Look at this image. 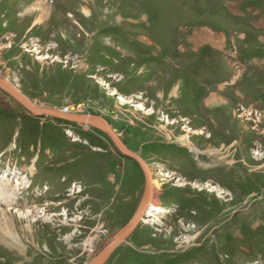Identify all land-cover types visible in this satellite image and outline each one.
I'll list each match as a JSON object with an SVG mask.
<instances>
[{
	"label": "rangeland",
	"instance_id": "rangeland-1",
	"mask_svg": "<svg viewBox=\"0 0 264 264\" xmlns=\"http://www.w3.org/2000/svg\"><path fill=\"white\" fill-rule=\"evenodd\" d=\"M0 79L102 117L148 166L160 212L103 264H264V0H0ZM6 173L28 187L0 264H88L144 188L103 131L0 89Z\"/></svg>",
	"mask_w": 264,
	"mask_h": 264
},
{
	"label": "water",
	"instance_id": "water-1",
	"mask_svg": "<svg viewBox=\"0 0 264 264\" xmlns=\"http://www.w3.org/2000/svg\"><path fill=\"white\" fill-rule=\"evenodd\" d=\"M3 82L0 81V89L2 91L6 92L10 97L18 101L22 106H24L28 111H30L33 114H39V115H45L48 117H52L58 120L67 121V122H73L76 124H82V125H88L95 128L100 129L103 131L111 140V142L114 144V146L124 155L127 156L137 162L140 169L142 170L143 177H144V188L141 195V199L139 202V205L144 206L145 203H147L151 198V191H150V182H149V173L145 166V161L134 151L129 149L123 140L120 138L119 135L112 129L111 125L102 117L95 115V114H88V113H79V112H69L62 110L61 112L55 111L53 109L36 106L33 103H31L27 98L26 102L22 101L19 97L22 96L18 94L17 96L12 93L15 92V90L12 89V87L9 85L2 84ZM149 187V188H148ZM141 209V208H140ZM138 209L134 212L132 217L129 219V221L117 232V234L112 238L111 242L105 246V249H102L97 256L92 258L88 264H103L108 257L111 255V253L122 243L126 242L127 237L130 235V233L135 229L137 226V223L140 221V214L141 210ZM98 259L96 262L95 260ZM95 262V263H94Z\"/></svg>",
	"mask_w": 264,
	"mask_h": 264
},
{
	"label": "bare ground",
	"instance_id": "bare-ground-1",
	"mask_svg": "<svg viewBox=\"0 0 264 264\" xmlns=\"http://www.w3.org/2000/svg\"><path fill=\"white\" fill-rule=\"evenodd\" d=\"M199 8V7H198ZM42 10V9H41ZM46 10V9H45ZM211 27V26H210ZM226 34V33H225ZM210 42V41H209ZM170 62V61H169ZM218 68V67H217ZM215 70V69H214ZM213 73V72H212ZM0 81H2L3 83L2 84H4L5 86L6 85H8V83L4 80V79H0ZM186 82V81H185ZM9 85H10V83H9ZM8 85V86H9ZM11 87H12V89L13 90H15V92H12V93H14L15 95H16V97L18 96L17 95V93L18 94H20V95H22V96H18L22 101H24V102H26V99L25 98H27L25 95H23L17 88H14V86L13 85H11ZM2 90V89H1ZM17 92V93H16ZM28 99V98H27ZM217 98L216 97H212V102L214 101V100H216ZM15 100V99H14ZM29 100V99H28ZM16 101V100H15ZM30 101V100H29ZM217 102H220L221 101V99L220 98H218L217 100H216ZM18 102V101H17ZM31 102V101H30ZM223 102H225V101H223ZM19 103V102H18ZM31 103H33V102H31ZM34 104V103H33ZM34 105H36V106H41V105H37V104H34ZM41 107H44V106H41ZM45 108H48V107H45ZM49 109H51V108H49ZM53 110H55V111H58V112H61L62 110H56V109H53ZM64 111V110H63ZM190 114V113H189ZM113 129V128H112ZM114 130V129H113ZM115 131V130H114ZM200 133H202V132H199L198 134H200ZM177 140H179V142L181 143V144H183L184 146H187V147H191V143L187 140V136L186 135H179L177 138H176ZM224 143V142H223ZM192 148H194V147H192ZM145 166H146V168H147V170H148V175H149V182H150V191H151V198H150V200L147 202V203H145L144 204V206L143 205H141V207L139 206V208L138 209H140L141 210V216H140V219L139 220H141V218H142V216H143V214H147L148 216L149 215H153V216H156L157 214H159V212H160V206L158 205V201H156V202H150L151 201V199L154 197V187H156L157 186V183H155V181H154V179L152 178V176H151V172H150V170H149V168H148V166L145 164ZM10 174L9 173H6V174H4L3 176H2V178L0 179V198L2 199V201L5 203V206L8 208H6V209H1V215H2V217H3V219H4V221L2 222L3 224L0 226V236L2 237H4L6 240H8V237H14L15 236V233H13V230H12V226H11V224H13V220L11 219V217H10V214L12 215V212L10 211V206H13V204L14 203H16V202H18V201H16L17 200V192H16V188H20L21 187V185H23L21 182H16V185H14V186H11V188L9 189L8 187H7V185L6 184H4V183H1V182H5V183H7V180H5L8 176H9ZM26 185V184H25ZM25 185H23L21 188H25V189H27L26 188V186ZM28 187V186H27ZM149 188V187H148ZM21 192V191H20ZM37 195V194H36ZM19 202H21V201H19ZM52 204V203H51ZM17 205V204H16ZM16 210V209H15ZM17 211H18V209H17ZM24 212V211H23ZM18 214H19V216L21 217V218H23V219H19V220H21V221H23L24 219H29L30 217H31V214H29L30 213V210H27L26 211V213H20V212H17ZM32 213H33V211H32ZM35 215V214H34ZM146 215V216H147ZM144 220V219H143ZM139 223V222H138ZM137 223V224H138ZM26 227L27 228H30L31 227V225L30 224H27L26 225ZM4 234V235H3ZM0 237V238H1ZM19 238V237H18ZM13 240V239H12ZM16 240V239H15ZM5 241V240H4ZM3 241V242H4ZM16 241H19V240H16ZM2 242V241H1ZM11 242V241H10ZM111 242V241H110ZM106 248V247H105ZM98 255V254H97ZM96 255V256H97ZM95 257V256H94ZM93 257V258H94ZM98 259H96L95 260V262L97 261ZM94 262V263H95Z\"/></svg>",
	"mask_w": 264,
	"mask_h": 264
},
{
	"label": "trees",
	"instance_id": "trees-1",
	"mask_svg": "<svg viewBox=\"0 0 264 264\" xmlns=\"http://www.w3.org/2000/svg\"><path fill=\"white\" fill-rule=\"evenodd\" d=\"M58 120V119H57Z\"/></svg>",
	"mask_w": 264,
	"mask_h": 264
}]
</instances>
